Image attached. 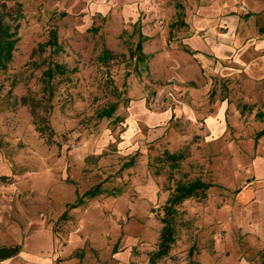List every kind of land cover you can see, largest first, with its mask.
Wrapping results in <instances>:
<instances>
[{"label":"rangeland","instance_id":"obj_1","mask_svg":"<svg viewBox=\"0 0 264 264\" xmlns=\"http://www.w3.org/2000/svg\"><path fill=\"white\" fill-rule=\"evenodd\" d=\"M249 2H0L17 39L0 70V240H77L69 264H260L264 7ZM194 180L211 186L175 207L154 257L167 199Z\"/></svg>","mask_w":264,"mask_h":264},{"label":"trees","instance_id":"obj_2","mask_svg":"<svg viewBox=\"0 0 264 264\" xmlns=\"http://www.w3.org/2000/svg\"><path fill=\"white\" fill-rule=\"evenodd\" d=\"M16 0H0V2L5 5L7 2H15ZM16 28V27H15ZM10 26L4 22L2 16H0V70L6 68L7 64L12 59V52L17 43V39L14 38L15 31L13 33L10 32ZM56 42H53L55 45ZM136 52L139 54V59H142V44L141 41H138L135 47ZM103 59L110 58V52L104 50L102 52ZM54 68L60 70V67L55 66ZM50 76V73H48ZM111 110L105 111L103 115L105 117H110ZM38 130L41 134H44L47 130V127L39 126ZM0 180H5V177H0ZM210 184L204 183L200 180H194L187 184H177L170 194L169 198L166 201L164 206L165 209V217L162 219L163 227L160 235V243L158 252L154 257L158 258L160 256H164L168 251L170 244L174 242V215H175V207L181 205L185 200L198 197L199 195H204L205 191L210 187ZM100 193L99 190H93L85 194V196L90 195L89 197L97 196ZM78 202L76 206H81L83 204V200L77 198ZM18 248H1L0 249V260L7 258L16 254ZM152 264L154 263L151 261ZM260 264H264V251L260 254Z\"/></svg>","mask_w":264,"mask_h":264},{"label":"crops","instance_id":"obj_3","mask_svg":"<svg viewBox=\"0 0 264 264\" xmlns=\"http://www.w3.org/2000/svg\"><path fill=\"white\" fill-rule=\"evenodd\" d=\"M247 1L249 2V0ZM210 2H215L217 8L222 5L230 6L233 4V0H210ZM247 4L261 10L264 7V0H252ZM15 247L18 248L17 253L0 260V264H69V261L79 263L83 259V251L70 259L71 254L74 251L76 253L80 247L77 240H71L64 249H60L57 239L51 237L47 231L16 243L15 239L14 241H7L1 238L0 249Z\"/></svg>","mask_w":264,"mask_h":264}]
</instances>
